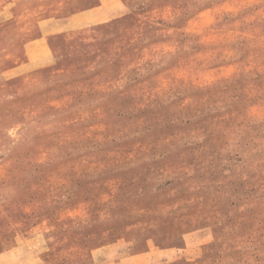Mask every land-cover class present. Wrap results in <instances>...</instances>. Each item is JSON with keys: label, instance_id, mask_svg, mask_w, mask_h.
I'll return each instance as SVG.
<instances>
[{"label": "rangeland", "instance_id": "obj_1", "mask_svg": "<svg viewBox=\"0 0 264 264\" xmlns=\"http://www.w3.org/2000/svg\"><path fill=\"white\" fill-rule=\"evenodd\" d=\"M0 264H264V0H0Z\"/></svg>", "mask_w": 264, "mask_h": 264}]
</instances>
